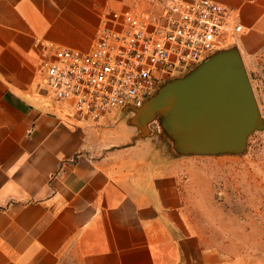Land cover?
I'll return each mask as SVG.
<instances>
[{"label": "crops", "instance_id": "1", "mask_svg": "<svg viewBox=\"0 0 264 264\" xmlns=\"http://www.w3.org/2000/svg\"><path fill=\"white\" fill-rule=\"evenodd\" d=\"M211 1L242 27L220 51L252 67L264 0ZM131 3L0 0V264H264L192 231L183 160L152 127L160 117L144 116V132L131 110L84 122L42 87L44 42L88 51L107 14Z\"/></svg>", "mask_w": 264, "mask_h": 264}, {"label": "built area", "instance_id": "2", "mask_svg": "<svg viewBox=\"0 0 264 264\" xmlns=\"http://www.w3.org/2000/svg\"><path fill=\"white\" fill-rule=\"evenodd\" d=\"M229 20L211 0H132L107 14L88 51L44 42L42 87L84 122L133 111L167 77L206 61L242 31H231Z\"/></svg>", "mask_w": 264, "mask_h": 264}, {"label": "rangeland", "instance_id": "3", "mask_svg": "<svg viewBox=\"0 0 264 264\" xmlns=\"http://www.w3.org/2000/svg\"><path fill=\"white\" fill-rule=\"evenodd\" d=\"M200 67L202 64L172 74L161 83L158 92H176L182 85L174 81L188 78L199 72ZM246 72L258 114L233 148L212 149L197 138L178 146L177 142L190 137L189 130L177 123L173 109L150 111L153 102H145L136 116L125 120L144 132L148 128L142 119L146 113H151L149 120L161 118L152 127L177 145L175 155L183 160L181 194L192 231L212 247L252 258L258 252L264 253V56L256 57ZM120 112L116 110L113 114ZM199 133L203 135V131Z\"/></svg>", "mask_w": 264, "mask_h": 264}, {"label": "water", "instance_id": "4", "mask_svg": "<svg viewBox=\"0 0 264 264\" xmlns=\"http://www.w3.org/2000/svg\"><path fill=\"white\" fill-rule=\"evenodd\" d=\"M226 52L217 51L201 63L199 72L175 80L182 85L176 92L157 90L155 97L145 101L154 103L150 111L173 109L177 113V123L190 132L188 139L177 142L178 146L197 138L212 149L233 148L256 118L257 104L246 68L240 59Z\"/></svg>", "mask_w": 264, "mask_h": 264}]
</instances>
